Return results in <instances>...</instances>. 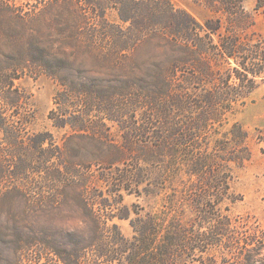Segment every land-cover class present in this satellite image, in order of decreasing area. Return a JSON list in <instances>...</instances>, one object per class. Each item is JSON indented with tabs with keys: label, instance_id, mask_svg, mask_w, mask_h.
<instances>
[{
	"label": "rangeland",
	"instance_id": "obj_1",
	"mask_svg": "<svg viewBox=\"0 0 264 264\" xmlns=\"http://www.w3.org/2000/svg\"><path fill=\"white\" fill-rule=\"evenodd\" d=\"M154 1L168 0H0L24 18L25 47L57 53L37 51L39 64L15 83L25 94L9 118L18 142L0 133V264H135L140 245L141 258L154 255L182 232L191 245L167 264H245V254L264 264V81L240 104L208 111L210 120L200 107L217 89L188 67L167 87V103L156 97L168 52L152 27L140 33L122 21L144 2L151 24ZM169 1L199 22L213 16L197 0ZM258 2L245 8L264 35ZM89 26L110 38L101 54L74 47ZM69 85L94 92L90 111L62 104Z\"/></svg>",
	"mask_w": 264,
	"mask_h": 264
},
{
	"label": "trees",
	"instance_id": "obj_2",
	"mask_svg": "<svg viewBox=\"0 0 264 264\" xmlns=\"http://www.w3.org/2000/svg\"><path fill=\"white\" fill-rule=\"evenodd\" d=\"M197 1L205 4L213 14L204 22H199L188 12L177 9L169 0L166 2L167 4H163L161 1L155 3L156 1H154L151 24L145 23L141 18L144 15L142 14L143 8L148 7V4L144 2L136 4L133 16L121 18L125 23L130 21L133 25L135 24L140 33L149 26L152 27V30L156 32L157 46L163 48L164 52H168L166 54L168 67H164L162 64L154 76L159 86L155 93L156 97H162L167 103V99H165L169 97L167 87L176 81L177 75L179 76L182 69L186 67L193 70L191 79L203 86L213 84L216 87L217 90L214 93L211 92L204 96L202 104L205 105V108L200 107L203 108L202 119L210 120L215 116L213 114L208 116L207 113H210L208 111H212L219 105H223L225 108L226 103L229 106L240 104L241 101L257 90L259 82L264 81V35L254 31L256 21L246 10L245 0ZM15 10L12 5L0 6V106H2L0 108V133L6 135L5 142L9 145L18 142V131L12 129L9 118L13 112L25 105V94L16 86V81L25 75L30 64H39L34 60L37 51L43 50L42 53L48 57L57 55L56 52H51L49 48L40 49L38 43L34 41L28 42L25 47V20L18 16ZM257 10L261 11L264 16V0H259ZM165 17H167L166 20ZM18 27L22 30H15ZM95 28L89 26V33L85 41L81 43V40H77L74 47L86 51L90 49V51L99 54L103 52L102 50L107 49L110 38L100 36ZM171 50L176 55L173 60ZM59 53L62 54V50ZM44 63V67L54 77L53 64L47 60ZM68 87L72 94L66 95L64 100L62 99L63 103H61L64 104L73 99L78 102L79 106L89 108L90 111L94 92L89 89L80 90L72 85ZM115 96L126 95L119 93ZM177 97L179 98V96ZM95 100L97 101V99H93V103ZM84 116L86 115L84 114ZM157 118L163 119L159 116ZM204 122L197 125L196 128L203 127ZM71 124L75 131L83 130L85 127L84 121L71 122ZM190 126L194 127V123ZM157 137L160 138L158 135ZM162 139L165 141V137ZM4 163L5 161L1 160L0 156L2 172L5 170ZM125 177L130 180L131 176L125 175ZM182 235L183 232L178 239L166 237L165 243L156 248L155 254L147 257L141 258L139 256L145 250L140 245L138 250L142 251L135 252L131 260L132 263L167 264V261L171 260L175 253L177 254L178 247H180L179 253L189 249L191 244L188 242L184 245L185 239L182 238ZM199 236L194 239L195 243H209L207 237ZM215 244V242L211 243V245ZM243 257L245 264H248L247 255L245 254ZM212 262L216 263L214 260Z\"/></svg>",
	"mask_w": 264,
	"mask_h": 264
}]
</instances>
